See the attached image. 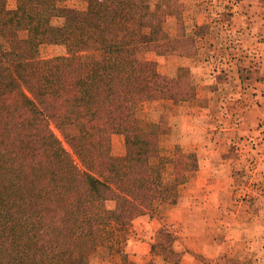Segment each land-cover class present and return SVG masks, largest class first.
Here are the masks:
<instances>
[{
  "label": "trees",
  "instance_id": "obj_1",
  "mask_svg": "<svg viewBox=\"0 0 264 264\" xmlns=\"http://www.w3.org/2000/svg\"><path fill=\"white\" fill-rule=\"evenodd\" d=\"M8 1L0 0V264H65L81 236L76 221L90 207L88 195L118 204L92 224L84 245L152 217L161 198L151 165L159 142L135 128L125 105L195 99L189 80L138 58L141 50L187 58L195 41L164 39L162 18L144 30L140 0H89L62 27L52 25L64 15L56 0H15L14 9ZM45 45H62L67 54L40 59ZM105 135L125 136L123 161L101 154ZM179 178L177 184L188 180Z\"/></svg>",
  "mask_w": 264,
  "mask_h": 264
},
{
  "label": "rangeland",
  "instance_id": "obj_2",
  "mask_svg": "<svg viewBox=\"0 0 264 264\" xmlns=\"http://www.w3.org/2000/svg\"><path fill=\"white\" fill-rule=\"evenodd\" d=\"M140 1L145 6L144 30H151L162 18L164 39L195 41L196 52L187 58L197 55V34L207 36L203 44L210 46L203 50L204 55L230 60L241 54L244 44L239 36L228 35L232 13L226 9L228 5L223 9L228 0ZM236 1L240 0H231ZM88 3L56 0L64 15L53 18L52 25L62 27L66 20L86 10ZM15 7V0H9L8 8ZM198 22H205L206 27L198 29ZM26 35L20 33L22 38ZM259 46L258 41L252 48L257 51ZM66 54L62 45H45L38 51L40 59ZM93 56L98 58L100 54ZM172 57L179 56H159L147 50L138 54L140 61L156 60L160 73L189 80L197 95L193 79L187 76L193 69L186 66V61ZM196 97L179 106L165 104L168 100L125 105L135 128L158 138L159 149L151 165L152 181L161 198L152 205V217L146 215L135 220L132 227H121L115 238L105 231L97 246H87L84 238L92 224L103 222L104 212L118 204L115 198L97 203L94 195H88L90 207L76 221L81 236L70 243L65 264H78L80 255L82 264H264V117L252 122V117L244 115V108L228 110L221 106L225 110L220 108L219 113H233L237 119L232 122L221 115L218 121L214 115L206 119L202 111L210 116L208 111L213 107L208 108L206 100L196 102ZM101 154L114 162L123 161L127 154L125 136H103ZM178 176L188 180L179 178L181 184H177ZM183 183L187 184L178 187ZM64 192L72 199L69 184ZM153 245L157 246L154 250Z\"/></svg>",
  "mask_w": 264,
  "mask_h": 264
},
{
  "label": "crops",
  "instance_id": "obj_3",
  "mask_svg": "<svg viewBox=\"0 0 264 264\" xmlns=\"http://www.w3.org/2000/svg\"><path fill=\"white\" fill-rule=\"evenodd\" d=\"M224 5H228L226 9L232 13L229 19L232 31L228 35H238L239 42L244 44L241 46V54L231 56L230 60L218 59L214 54L204 55L203 50L206 51L210 45L203 44L207 39L206 34H201L202 36L197 34V55L191 58H176L177 56L172 58L181 62L186 61V66L193 69L194 72L187 76L193 79L196 86V102L206 100L208 108L213 107L208 111L210 116L202 111L204 113L202 117L210 119L214 115L218 121L224 116L232 121L237 119V116L229 112L219 113L221 106L225 109L228 107V110L242 107L245 110L244 115L252 117L249 120L255 122L258 118L264 117V0H240L236 3L228 0L224 2L223 9H225ZM204 23H196L197 28L206 27ZM258 41L260 46L256 51L252 47ZM153 62L158 63L156 60ZM220 77H225L228 81H223ZM164 102L174 106L186 103L185 100L179 99ZM225 109L221 108V110ZM220 115L222 117H219ZM186 184L183 183L178 187Z\"/></svg>",
  "mask_w": 264,
  "mask_h": 264
}]
</instances>
